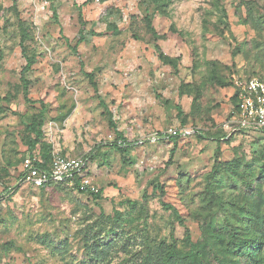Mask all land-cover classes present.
Listing matches in <instances>:
<instances>
[{
	"label": "rangeland",
	"instance_id": "1",
	"mask_svg": "<svg viewBox=\"0 0 264 264\" xmlns=\"http://www.w3.org/2000/svg\"><path fill=\"white\" fill-rule=\"evenodd\" d=\"M0 16V264H161L171 248L172 264H196L189 238L203 264H237L209 232L230 211L206 194L246 203L230 168L257 185L264 163L263 134L225 128L235 80L264 78V0H0ZM81 18L91 33L74 53ZM41 101L54 157L95 153L98 199L66 184L5 198L23 158L42 155L26 130ZM109 112L135 144L125 153ZM184 128L195 134L157 139Z\"/></svg>",
	"mask_w": 264,
	"mask_h": 264
},
{
	"label": "trees",
	"instance_id": "2",
	"mask_svg": "<svg viewBox=\"0 0 264 264\" xmlns=\"http://www.w3.org/2000/svg\"><path fill=\"white\" fill-rule=\"evenodd\" d=\"M55 12V11H54ZM56 15V12H55ZM1 18V16H0ZM81 29L78 34V40L76 46L71 47V50L74 53L78 52V46L87 41V34L91 33L86 30V22L81 18ZM22 28V26H21ZM66 41L69 40L66 38ZM27 64L22 70V82L24 88V98L27 102H30L29 99V80L26 79L25 75L31 71L32 65L34 63V58L26 57ZM84 75L89 80L93 89L97 92L98 85L95 81V76L92 73L85 72ZM257 77V76H254ZM253 78V77H251ZM234 105L235 107L238 104L237 94L234 95ZM41 109L39 115L34 117L30 123L27 125L26 130L28 132V147L29 150L33 151L38 145L42 147V155L40 159L44 162V167L50 166L54 156L51 153V146L45 143V134H44V125L47 120V110L43 101L39 102ZM102 104H104L102 102ZM179 112L181 109L179 108ZM184 124V123H183ZM109 125L115 133V141L110 145L114 149H117L121 153L127 152L134 143H129L121 132L118 131L117 126L113 120L112 114L109 112ZM240 134H245L240 132ZM264 136V131L261 132ZM199 137H203L202 132H198ZM179 137L172 136L169 139L176 143ZM233 136L222 133L218 139L220 141H228L232 139ZM122 142L126 144L125 146L119 144ZM176 152V145L172 150V154ZM31 154V153H28ZM32 155V154H31ZM95 156L94 152H91L87 155L89 163L93 161ZM25 158V157H24ZM23 158V160H24ZM22 160V162H23ZM260 169L258 170V177L254 178L257 185H254L250 179L252 173L250 170H247L248 177L246 178L241 172L238 171V166L230 168V173L232 174L234 170L236 175L240 177L242 181V186L240 187L243 190L247 197L243 198L246 203H241L239 199L233 200L232 202H225L222 194H219L215 190H212L209 186V190L206 194V199L208 200L207 205L215 206L220 209L228 207L230 211L229 221L220 229L209 231L212 237H214L221 245L225 246V249L229 254H231L237 261V264H264V201L260 205L257 204L260 196H255L256 189L264 185V163L260 164ZM228 184V183H227ZM55 185V184H52ZM60 185V184H59ZM63 185V184H62ZM231 185V184H229ZM51 186V185H49ZM20 186L17 185L14 188L6 192L7 197H11L16 193ZM48 187V186H47ZM43 189V188H42ZM239 189V188H236ZM79 192V191H78ZM87 193V192H80ZM95 195V198H99L98 193H91ZM263 209V211H261ZM191 244L190 254L192 260L196 264H203L201 261V254L197 251L195 245H193L191 239L189 238ZM175 249L171 250L164 256L161 264H172L174 258Z\"/></svg>",
	"mask_w": 264,
	"mask_h": 264
},
{
	"label": "built area",
	"instance_id": "3",
	"mask_svg": "<svg viewBox=\"0 0 264 264\" xmlns=\"http://www.w3.org/2000/svg\"><path fill=\"white\" fill-rule=\"evenodd\" d=\"M234 85L238 104L225 128L233 133L261 134L264 131V78L253 77L244 81L236 79ZM193 134L195 132L188 128L169 129L157 139ZM119 144L126 145L122 142ZM87 155L55 156L50 166L44 167L45 164L40 157L28 154L22 162L17 185L39 190L52 184H66L79 192H98L92 183Z\"/></svg>",
	"mask_w": 264,
	"mask_h": 264
}]
</instances>
